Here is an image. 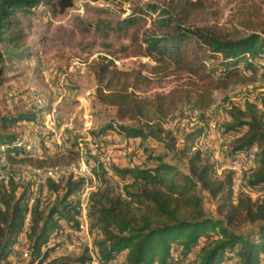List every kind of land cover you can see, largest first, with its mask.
Segmentation results:
<instances>
[{
    "label": "trees",
    "instance_id": "obj_1",
    "mask_svg": "<svg viewBox=\"0 0 264 264\" xmlns=\"http://www.w3.org/2000/svg\"><path fill=\"white\" fill-rule=\"evenodd\" d=\"M52 1L0 0V174L7 172L8 178L0 182V264L18 261L11 253L27 227V264H91L94 259L101 264L121 259L122 264H262L264 197L237 190L235 171L225 169L219 177L214 151L197 143L214 121L226 163L257 149L256 164L245 171L242 185L252 192L264 189V93L255 94L264 87V0H241L233 20L223 24L222 9L211 0L148 2L128 17L129 25H139L121 52L146 57L149 63L121 68L116 51L89 64L97 81L95 99L115 108L117 116V121L90 131L92 138L140 141L134 166L113 161L109 170L104 151L97 156L84 141L88 167L100 182L89 197L88 234L80 228L78 198L85 177L68 173L58 180L47 178L41 189L56 197L43 205L40 195L33 200L34 180L27 181L22 173L25 165L56 171L73 164L81 154L83 133L65 136L63 153L19 158L29 145L19 126L40 124L43 114L34 107L1 108V90L11 80L15 62L33 55L20 14ZM75 1L58 0L57 6L64 12ZM238 86L243 87L217 103V92ZM237 96L241 98L234 100ZM215 109L224 110L223 120L214 118ZM171 118H189L198 125L181 148L168 125ZM39 140L48 148L52 136L42 133ZM103 142L106 146L108 139ZM153 143L165 147L166 154L157 155ZM171 153L186 158L187 172L165 160ZM148 160L154 165H146ZM108 177L116 180V192ZM206 195L219 199L217 216L204 207ZM239 225L250 228L243 232L235 228ZM79 235L91 239L95 258ZM70 241L82 242L81 255H64Z\"/></svg>",
    "mask_w": 264,
    "mask_h": 264
},
{
    "label": "rangeland",
    "instance_id": "obj_2",
    "mask_svg": "<svg viewBox=\"0 0 264 264\" xmlns=\"http://www.w3.org/2000/svg\"><path fill=\"white\" fill-rule=\"evenodd\" d=\"M57 1L53 0L51 3L41 4L35 7L30 13L20 14L29 33L28 46L33 55L26 62H15V69L8 74L11 80L4 84L1 90V95L4 98L1 101V108L3 110L18 105L22 109L37 108L43 114V120L40 124L23 123L19 126V130L26 133L25 138L29 141L26 151L20 154L18 156L19 158L31 157L36 159L42 158L48 153H63L67 150V145L63 141L65 136L72 137L81 132L83 136H88L90 134L89 132L93 129L99 130L107 123L117 121L115 108L105 106L95 99L97 81L89 68V64L102 55H112L116 51H118L116 53L117 58H115L116 64L121 68L140 67L143 63H149L150 60L146 57H127L121 52V48L124 45L131 43L132 36L139 25H129L127 19L139 6L148 2H164L166 0H76L74 5L64 12H60ZM211 1H214L222 9L223 16L219 20V23L223 24L233 20L235 9L241 0ZM241 87L243 86L232 88V90L226 92H217V103H222L226 96H232L235 90H239ZM169 89V85L165 87V90ZM243 93H246V91ZM256 93H264V87L255 91ZM237 97L234 100L241 98L239 96ZM58 105H60L59 110H55V106ZM224 115L223 109H220L218 112L216 110L214 118L223 120ZM178 123H180L179 126ZM212 124H215V122L213 121L211 123L208 135H203L201 138L208 140L209 136L212 135L214 136L213 142L218 143L217 127L216 124L214 127ZM168 125L172 129H175L177 148L183 147L189 133L198 127L189 118L182 119V121L179 118H171ZM50 131H55L56 135L54 149H50L52 148V141L48 145V148H44L39 140V134H51ZM110 137L109 135H104L95 141V149L104 151L103 158H107V147L104 146L103 141L108 139V144H110ZM91 140H94L92 136ZM84 141L85 143H89L91 147V141H87L86 138H81L78 147L81 153L80 157L73 164L64 166L57 171L61 177L68 173L75 174V172H79L77 175L81 177L85 176V178L86 172H81L80 164L85 166V171H90L92 186L87 198L86 208H88L90 194L98 189L100 182L92 168L89 169L88 167L89 162L87 160V149ZM198 143L197 146L199 147L200 145ZM153 145V149H155L157 155L166 154V148L161 144L153 143ZM148 146L150 145L147 144L145 147ZM134 147L135 144L128 148ZM203 147L204 150H207L205 146ZM116 150V162L122 163L125 160V151L122 145L118 146ZM136 150L127 151V157H130V162H133L132 165H135L134 153H136ZM210 150L215 153V163L219 177L224 176L223 171L228 169V165H242L244 169L242 172L236 173L234 187L237 190L245 191L254 198L264 197V189L258 192H252L246 186L242 185L243 174L256 164L255 159L257 157L250 160L248 157L241 155L236 161L226 163L222 159L219 148H217V152L213 149ZM253 150L257 151L256 149ZM92 153L98 156V152ZM165 160L177 165L183 172L188 171L186 158L179 159L171 153L166 155ZM249 164L252 166H248ZM146 165L153 166L154 163L152 160H148ZM89 166L91 167V165ZM39 171V169H33L29 165H25L23 166L22 173L28 176L27 181H30L31 179L34 180L32 177L34 173L40 174ZM46 171L49 172L48 170ZM7 179V172L0 174V182L7 181ZM86 180L88 183L87 178ZM107 181L109 186L116 192L118 190L116 180L113 177H108ZM166 182H170L168 178ZM42 183H46V180H43V178ZM238 185L240 189H238ZM164 188H166V185ZM36 195L37 184L35 182L33 186V200L36 199ZM39 195L42 197L43 205L54 200L56 197L53 194L49 195V192L45 188L41 189V187L38 190ZM218 203V198H211L207 195L204 198V207L210 215L217 216ZM81 207H83V201L81 202ZM86 221L87 225L84 232L88 234V219ZM26 224L28 226L30 224L29 217ZM235 228L246 232L250 226L239 225ZM65 237H62V239ZM79 237L81 239L83 238L82 241L87 243L89 248H91L92 241L89 237L87 238L86 235H79ZM22 238L24 239V235L19 240ZM78 242H71L70 246L72 255L75 257L81 255L84 251V248L81 246L82 243L79 242L78 244ZM17 243L14 246L16 251L18 249ZM18 250H20L17 252L16 257L18 261L13 264H27L29 262L26 254L29 252L28 248L24 245ZM12 254L13 250L11 253V258L13 259L14 256ZM69 254L71 252H64V255ZM123 257L125 258V256ZM91 264H94V262ZM116 264H122V259ZM262 264H264V258Z\"/></svg>",
    "mask_w": 264,
    "mask_h": 264
},
{
    "label": "built area",
    "instance_id": "obj_3",
    "mask_svg": "<svg viewBox=\"0 0 264 264\" xmlns=\"http://www.w3.org/2000/svg\"><path fill=\"white\" fill-rule=\"evenodd\" d=\"M59 107H60V105L55 106V110H59ZM179 124L180 123H178V125ZM212 125L214 127L215 124H212ZM50 132H51V136H52V148H50V149H54L55 148L56 135H55V131H50ZM83 138H86L87 141H91L92 152H99L100 149H95V140H91V134H89L88 136H84ZM213 139H214V136H212V135L209 136L208 140H206V142L204 143L205 149H213V150H215L217 152V148H218L217 144L218 143H214ZM135 142L136 141H131V140L121 141L117 137H110V144H107L105 146V147H107V158H103L104 167L107 170H109L110 169V165L112 164V162L116 161V152H117L116 148L118 146H120V145H122V148L125 151V156H124L125 160L123 162L126 163V165L132 167V163L133 162H130V157H127V149H128L129 146L134 145ZM98 156H100L99 153H98ZM228 169L231 170V171H235V173L238 174L239 172H242L244 167L242 165H228ZM81 172H86V178L88 179V187H91L92 186V182H91V178H90V171H85L82 168ZM78 174H79V172H78ZM1 177H3V176H1ZM32 177H33V179L35 180V182L37 184V195H36V198H37L38 197L39 187H41V186L45 187L47 183H42V174L34 173V175ZM238 189H240L239 185H238ZM86 207H87V201L84 200L83 209L81 211V215L82 216H87ZM28 228L29 227H27L25 229V231H24V239L22 240V243H21V245H19L18 248H21L22 245H26L25 236H26V230H28ZM84 228H85V226H84ZM84 228L82 229L83 231H84ZM65 251L72 252L70 248L65 250ZM90 251H92V246L90 248ZM16 252H18V249H17ZM16 252H15V257H13V260H16ZM26 254H27V257H29V252L26 253ZM92 257H94L93 252H92ZM94 264H101V263H96V261L94 259Z\"/></svg>",
    "mask_w": 264,
    "mask_h": 264
},
{
    "label": "bare ground",
    "instance_id": "obj_4",
    "mask_svg": "<svg viewBox=\"0 0 264 264\" xmlns=\"http://www.w3.org/2000/svg\"><path fill=\"white\" fill-rule=\"evenodd\" d=\"M206 140L207 139H205V138H200V140L198 141L199 143V145L201 146H199L200 148H202L203 146H205L204 145V143L206 142ZM204 148V147H203ZM202 148V149H203ZM247 154V155H246ZM244 153V154H242V156H246V157H248V159H250V160H253V159H255L256 157H257V151H255V150H250L249 152H247V153ZM256 160V159H255ZM241 162V161H240ZM80 167H81V171H82V168H83V170H86L85 169V166L84 165H81L80 164ZM76 168V167H75ZM76 171V170H75ZM69 172H73V171H69ZM39 173L40 174H42V178H43V180H46L47 178H49V177H52L53 179H55V180H58L60 177H61V175H60V173H58V171L56 170V171H49V172H47V171H39ZM75 174L77 175L78 173H76L75 172ZM83 175V174H82ZM80 176V175H79ZM85 177V176H84ZM91 190V187H88V183H86V185H85V187H84V189H83V191L79 194V198L83 201V204H84V200L85 201H87L88 199V194H89V191ZM261 194V193H260ZM81 201V202H82ZM82 209H83V207H82ZM86 210H87V208H86ZM87 217L86 216H82V222H81V225H80V228L81 229H83L84 228V226H85V228H86V225H87ZM84 228V229H85ZM27 231V230H26ZM22 240H23V238L22 239H20L19 241H18V243H17V247H19V245H21V243H22ZM24 245H22V247H23ZM90 247H91V245H90ZM19 249V248H18ZM18 251H20V250H18ZM15 252H16V249H14L13 248V256L15 257ZM22 252V251H21ZM92 252L93 251H91V254H92ZM93 254H94V258H95V253L93 252ZM16 257H17V252H16ZM96 263H99V262H96Z\"/></svg>",
    "mask_w": 264,
    "mask_h": 264
},
{
    "label": "crops",
    "instance_id": "obj_5",
    "mask_svg": "<svg viewBox=\"0 0 264 264\" xmlns=\"http://www.w3.org/2000/svg\"><path fill=\"white\" fill-rule=\"evenodd\" d=\"M120 140V139H119ZM121 141H128L127 139H124V140H121ZM131 141H134V140H131ZM139 139H137L136 140V142H135V147L134 148H128L127 149V151H132V150H136V149H138L139 148ZM257 150V149H256ZM122 163H123V161H122ZM134 166V165H133ZM248 166H252V165H248Z\"/></svg>",
    "mask_w": 264,
    "mask_h": 264
}]
</instances>
